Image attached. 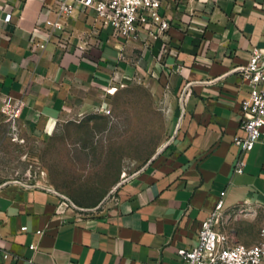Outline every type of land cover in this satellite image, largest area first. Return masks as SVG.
<instances>
[{
  "label": "crops",
  "instance_id": "obj_1",
  "mask_svg": "<svg viewBox=\"0 0 264 264\" xmlns=\"http://www.w3.org/2000/svg\"><path fill=\"white\" fill-rule=\"evenodd\" d=\"M52 6L0 0V92L13 97L20 122L52 128L137 80L168 107L170 138L101 210L83 212L48 184L1 182L0 264H178L223 190L225 211L264 208V138L246 153L245 171H233L251 90L239 67L255 48L264 54V0H164L170 27L158 35L141 28L129 40L78 9L64 41L41 49L33 29L56 17ZM232 231L236 242H256L242 227Z\"/></svg>",
  "mask_w": 264,
  "mask_h": 264
},
{
  "label": "rangeland",
  "instance_id": "obj_2",
  "mask_svg": "<svg viewBox=\"0 0 264 264\" xmlns=\"http://www.w3.org/2000/svg\"><path fill=\"white\" fill-rule=\"evenodd\" d=\"M109 102L110 114L95 107L31 130L15 113L13 97L0 92V183L48 184L83 212L115 201L121 183L170 138L172 117L153 88L137 80L115 88ZM223 222L230 235L242 227L246 240L258 241L264 208L237 206Z\"/></svg>",
  "mask_w": 264,
  "mask_h": 264
},
{
  "label": "built area",
  "instance_id": "obj_3",
  "mask_svg": "<svg viewBox=\"0 0 264 264\" xmlns=\"http://www.w3.org/2000/svg\"><path fill=\"white\" fill-rule=\"evenodd\" d=\"M164 0H53L52 9L56 17L47 16L37 21L33 33L35 46L45 49L49 42H63L67 17L78 9L92 11L93 17L100 20L103 27L110 28L111 37L129 40L139 36L141 28H147L151 34L164 33L171 25V19L161 11ZM12 14L5 15L6 20ZM243 76L251 84L249 94L241 101L242 127L244 135H235L234 141L240 145L241 153L234 165V173L245 171L246 153L256 142L264 138V54L255 48L248 63L239 67ZM116 78V76L114 77ZM121 81L120 85H126ZM115 89L108 88L97 110L110 114L112 107L109 96ZM109 95V96H108ZM181 108L184 112V95L181 96ZM18 113V107L14 108ZM51 189V187H48ZM221 192L215 208L202 221L198 232V242L191 247L179 249L178 264H264V227L260 238L252 244L236 242L225 228L224 196ZM71 205L76 206L74 203ZM27 226L24 225L23 229ZM37 248V244H32Z\"/></svg>",
  "mask_w": 264,
  "mask_h": 264
}]
</instances>
